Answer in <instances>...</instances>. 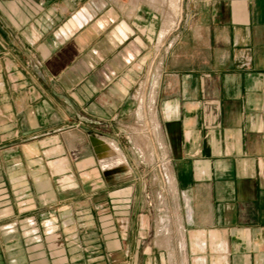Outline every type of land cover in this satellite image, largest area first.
Here are the masks:
<instances>
[{
  "label": "crops",
  "instance_id": "obj_1",
  "mask_svg": "<svg viewBox=\"0 0 264 264\" xmlns=\"http://www.w3.org/2000/svg\"><path fill=\"white\" fill-rule=\"evenodd\" d=\"M0 264H264V0H0Z\"/></svg>",
  "mask_w": 264,
  "mask_h": 264
},
{
  "label": "rangeland",
  "instance_id": "obj_2",
  "mask_svg": "<svg viewBox=\"0 0 264 264\" xmlns=\"http://www.w3.org/2000/svg\"><path fill=\"white\" fill-rule=\"evenodd\" d=\"M178 7H174L175 9H173V7H166L165 8V15L168 17L170 16L172 18V16L174 15V12L172 11H175L176 15L180 16V6L177 4Z\"/></svg>",
  "mask_w": 264,
  "mask_h": 264
},
{
  "label": "built area",
  "instance_id": "obj_3",
  "mask_svg": "<svg viewBox=\"0 0 264 264\" xmlns=\"http://www.w3.org/2000/svg\"><path fill=\"white\" fill-rule=\"evenodd\" d=\"M160 171H161V177H162L163 182L166 185H168L170 183V179H169L166 167L161 165L160 166Z\"/></svg>",
  "mask_w": 264,
  "mask_h": 264
},
{
  "label": "bare ground",
  "instance_id": "obj_4",
  "mask_svg": "<svg viewBox=\"0 0 264 264\" xmlns=\"http://www.w3.org/2000/svg\"><path fill=\"white\" fill-rule=\"evenodd\" d=\"M172 1H173V0H172ZM177 1H178V0H177ZM180 1H181V0H180ZM174 2H175V1H174ZM175 7H178V6L175 5ZM173 9H175V8L173 7ZM172 12H174V11H172ZM159 43H160V42H159ZM151 111H152V110H151ZM160 238H161V237H160Z\"/></svg>",
  "mask_w": 264,
  "mask_h": 264
}]
</instances>
